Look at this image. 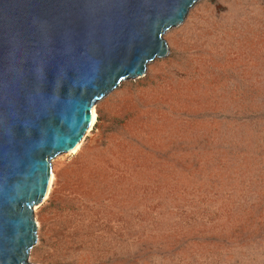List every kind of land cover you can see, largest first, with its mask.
I'll return each mask as SVG.
<instances>
[{"label":"rangeland","instance_id":"1","mask_svg":"<svg viewBox=\"0 0 264 264\" xmlns=\"http://www.w3.org/2000/svg\"><path fill=\"white\" fill-rule=\"evenodd\" d=\"M162 39L50 160L28 263L264 264V0H200Z\"/></svg>","mask_w":264,"mask_h":264},{"label":"water","instance_id":"2","mask_svg":"<svg viewBox=\"0 0 264 264\" xmlns=\"http://www.w3.org/2000/svg\"><path fill=\"white\" fill-rule=\"evenodd\" d=\"M198 1L0 0V264H30L50 160L97 100L167 56L162 35Z\"/></svg>","mask_w":264,"mask_h":264},{"label":"bare ground","instance_id":"3","mask_svg":"<svg viewBox=\"0 0 264 264\" xmlns=\"http://www.w3.org/2000/svg\"><path fill=\"white\" fill-rule=\"evenodd\" d=\"M94 120H95V112H94V109H93V113H92V116H91V120H90L89 126L84 131L83 134H85L86 132H88V130L90 128H92L91 126L93 125ZM80 142H81V139L74 145L73 148H71L69 151H67V154H71V153L75 152V150L79 147ZM51 180H52V175L50 174L49 175V179H48V185H47L46 191H45V193H44V195H43V197L41 198L40 201H43L45 199V197L48 196V191H49V188H50Z\"/></svg>","mask_w":264,"mask_h":264},{"label":"trees","instance_id":"4","mask_svg":"<svg viewBox=\"0 0 264 264\" xmlns=\"http://www.w3.org/2000/svg\"><path fill=\"white\" fill-rule=\"evenodd\" d=\"M96 118H97V120H99V115L98 114H97V117Z\"/></svg>","mask_w":264,"mask_h":264}]
</instances>
